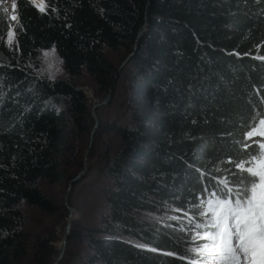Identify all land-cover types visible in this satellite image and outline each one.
Returning a JSON list of instances; mask_svg holds the SVG:
<instances>
[{
	"label": "trees",
	"instance_id": "obj_1",
	"mask_svg": "<svg viewBox=\"0 0 264 264\" xmlns=\"http://www.w3.org/2000/svg\"><path fill=\"white\" fill-rule=\"evenodd\" d=\"M42 2L44 11L16 0L15 44L0 42V264L28 255L18 203L52 213L39 182L63 184L83 169L94 126L83 73L97 97L111 96L93 110L87 174L71 189L93 173L87 185L104 208L95 224L72 221L75 246L60 264H191L181 233L157 219L169 206L201 205L222 182L242 187L235 162L249 159L245 134L264 115V0ZM144 23L116 68L105 51L125 58ZM51 47L66 78L36 71ZM53 240L35 237V264H52Z\"/></svg>",
	"mask_w": 264,
	"mask_h": 264
},
{
	"label": "rangeland",
	"instance_id": "obj_2",
	"mask_svg": "<svg viewBox=\"0 0 264 264\" xmlns=\"http://www.w3.org/2000/svg\"><path fill=\"white\" fill-rule=\"evenodd\" d=\"M40 4H43L42 0H40ZM35 5L37 6V4ZM5 7L8 9L7 12L3 10ZM13 15L16 16L15 20L11 18ZM17 20L18 10L16 6V9L13 11L12 0H0V42L10 48L15 44L14 28ZM9 32L12 33L11 36H9ZM105 53L116 68L123 66L126 53L122 48L118 51L106 50ZM40 59L41 65L36 71L41 77L47 80H57L67 77L63 60L53 47L42 50ZM77 80L78 84L84 88V92L88 98V104L91 108V114L95 121L97 116L93 113V106L101 105V101H103L105 97L100 98L95 95L93 79L86 73H83ZM116 113L117 110L113 108L109 115L114 116ZM88 162L89 160L86 162V165ZM85 174H87V170ZM92 175L93 173L86 175L85 179L81 180L73 189H70L71 192L69 190L67 195L69 182L63 184L39 182L40 187L51 199L54 208L52 213H46L34 206L26 204L24 201L18 203L23 213L21 229L28 235L29 246L28 255L20 264H35L33 259V253L36 250L34 245L35 237H42V239L54 237V240L49 242L48 248H53V252H55L51 259L52 264L54 262L60 264L64 257L65 250L69 246L73 248L75 246L72 243L69 245L66 242L63 254H61V240L67 230L68 220L70 223L69 230L73 220H78L81 225L97 223L96 214L99 210L104 208V202L102 195L97 189L90 188L87 185ZM209 199L212 198L208 196V200ZM71 204L74 207H72ZM202 210H204V205L202 204H197L191 209H177L169 206L157 219L159 222L167 224L169 229L181 233L182 239L185 240L184 245L187 252L193 258H190L189 261H200L201 257L199 254L190 250L196 249L204 243H208V241L203 238V233L209 229L195 228L196 224L203 225L206 223L204 217L199 214ZM197 232L201 233V238L194 240L193 237L196 236ZM76 247H78V245H76Z\"/></svg>",
	"mask_w": 264,
	"mask_h": 264
},
{
	"label": "snow or ice",
	"instance_id": "obj_3",
	"mask_svg": "<svg viewBox=\"0 0 264 264\" xmlns=\"http://www.w3.org/2000/svg\"><path fill=\"white\" fill-rule=\"evenodd\" d=\"M37 7L45 10L43 4ZM12 9H16V0H12ZM252 120L245 134L251 143H243L249 159L235 162L239 171L232 181L242 187L234 191L222 182L224 188L211 193L212 199L201 201L204 210L199 214L206 223L195 228L209 229L203 233L208 243L190 250L201 257L192 264H264V115L257 113ZM198 238L200 232L193 237Z\"/></svg>",
	"mask_w": 264,
	"mask_h": 264
},
{
	"label": "water",
	"instance_id": "obj_4",
	"mask_svg": "<svg viewBox=\"0 0 264 264\" xmlns=\"http://www.w3.org/2000/svg\"><path fill=\"white\" fill-rule=\"evenodd\" d=\"M145 30H146V24L144 23L143 26L141 27L140 31L137 34V38H136L135 43L133 45L132 52L129 53L126 56L124 62H126L129 59V57L133 55V53H134V51H135V49L137 47V40L139 39L140 36H142V34L145 32ZM78 88L84 90V88L82 86H78ZM110 96H111V92H109L108 95L105 97V99L103 101H101V105L105 104L110 99ZM96 106L97 105H94L93 108H95ZM94 117H95V115H94ZM97 126H98V120L96 118L95 121H94V126H93L92 130L90 131V139H89L88 146H87V148L85 150V153H84V166H83V169L81 171H79L78 174L69 181L66 195L68 194V191L71 189L73 182H75L79 178H81L85 174V172L87 170V165H86L87 154H88V152H89V150L91 148L92 141H93V135H94V132H95V129L97 128ZM69 224L70 223H69V220H68L67 230H66V232H65V234H64V236H63V238L61 240V242H62L61 254H63V250L65 248L67 235H68V230H69V226H70ZM53 264H57V262H54Z\"/></svg>",
	"mask_w": 264,
	"mask_h": 264
},
{
	"label": "bare ground",
	"instance_id": "obj_5",
	"mask_svg": "<svg viewBox=\"0 0 264 264\" xmlns=\"http://www.w3.org/2000/svg\"><path fill=\"white\" fill-rule=\"evenodd\" d=\"M33 3H35V4H40V0H31ZM61 247H62V243H61Z\"/></svg>",
	"mask_w": 264,
	"mask_h": 264
}]
</instances>
